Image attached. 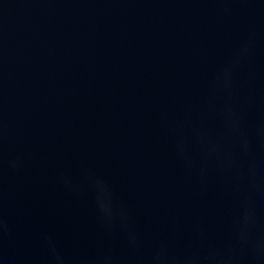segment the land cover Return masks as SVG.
<instances>
[{
  "label": "water",
  "instance_id": "water-1",
  "mask_svg": "<svg viewBox=\"0 0 264 264\" xmlns=\"http://www.w3.org/2000/svg\"><path fill=\"white\" fill-rule=\"evenodd\" d=\"M57 255L264 264V0H0V264Z\"/></svg>",
  "mask_w": 264,
  "mask_h": 264
},
{
  "label": "clouds",
  "instance_id": "clouds-1",
  "mask_svg": "<svg viewBox=\"0 0 264 264\" xmlns=\"http://www.w3.org/2000/svg\"><path fill=\"white\" fill-rule=\"evenodd\" d=\"M223 79H224V87H227V83H228V71L225 70L224 74H223ZM54 251V249H53ZM57 261H58V264H62V261L60 259V257L57 255L56 257Z\"/></svg>",
  "mask_w": 264,
  "mask_h": 264
}]
</instances>
